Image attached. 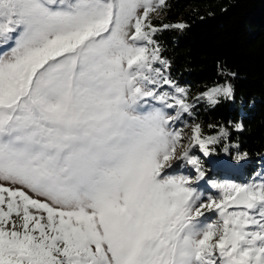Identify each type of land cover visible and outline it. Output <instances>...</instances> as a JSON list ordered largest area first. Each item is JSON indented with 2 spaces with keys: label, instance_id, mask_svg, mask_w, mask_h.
<instances>
[{
  "label": "snow or ice",
  "instance_id": "obj_1",
  "mask_svg": "<svg viewBox=\"0 0 264 264\" xmlns=\"http://www.w3.org/2000/svg\"><path fill=\"white\" fill-rule=\"evenodd\" d=\"M165 4L0 0V264H264V168L218 181L248 153L201 158L245 124L184 136L238 73L218 62L189 102L157 38L189 25L154 24Z\"/></svg>",
  "mask_w": 264,
  "mask_h": 264
},
{
  "label": "trees",
  "instance_id": "obj_2",
  "mask_svg": "<svg viewBox=\"0 0 264 264\" xmlns=\"http://www.w3.org/2000/svg\"><path fill=\"white\" fill-rule=\"evenodd\" d=\"M151 17L157 25H189L183 31L165 30L157 37L163 56L171 62V76L189 90V102H194L192 98L205 86L221 81L218 62L238 73L235 103L222 102L213 108L200 102L196 115L187 119L189 126L200 123L206 135L215 134L209 124L217 125L218 130L229 120H242L244 131L236 132L229 126V138L215 145L216 159L230 155L224 151L225 145L230 149L231 144H237L250 158L241 170L255 177L264 153V0H166ZM201 158L210 164L211 158ZM212 178L222 181L219 175ZM232 180L240 178L233 176Z\"/></svg>",
  "mask_w": 264,
  "mask_h": 264
},
{
  "label": "rangeland",
  "instance_id": "obj_3",
  "mask_svg": "<svg viewBox=\"0 0 264 264\" xmlns=\"http://www.w3.org/2000/svg\"><path fill=\"white\" fill-rule=\"evenodd\" d=\"M159 10L160 9H157V11L154 12V13H152V14L158 13ZM184 136L186 138L191 136V126H189L188 128H185L184 129ZM183 143L187 144L188 143V140L185 139L183 141ZM229 152H230V155L232 157H235L237 155V153H243V151H241V150L238 149V145L237 144H231V147L229 149ZM194 154H198V151L195 152ZM262 157H264V154L262 155ZM209 158H211L210 164H204V167H205L206 170H210L211 169V166H212L211 165V161L212 160H218V159H216V153H214L213 156L212 157H209ZM262 160L264 161V159H262ZM249 161H250V158L248 157L247 158V162L246 163H242V165H246ZM261 170H262V166L259 169V171H261ZM173 171L175 172V171H177V169H174ZM214 175H219L220 178H222V181L229 180V181H235V182H243V181H247V180H250V179H254L255 178L250 173H248L247 171H245V170L242 171L241 170V167H239L237 169L230 170V171H224L222 169H217L215 172H212L211 173V177L210 178L214 177ZM233 176L239 177L240 180H238V181L232 180ZM212 179H214V178H212ZM201 187L207 189L208 188V185L202 184ZM211 191L213 193L215 192V190H211Z\"/></svg>",
  "mask_w": 264,
  "mask_h": 264
}]
</instances>
